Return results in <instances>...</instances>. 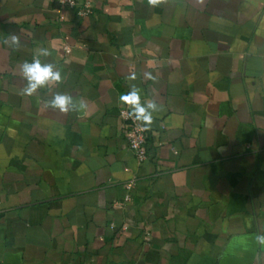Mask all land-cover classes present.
Returning a JSON list of instances; mask_svg holds the SVG:
<instances>
[{
	"label": "crops",
	"instance_id": "1",
	"mask_svg": "<svg viewBox=\"0 0 264 264\" xmlns=\"http://www.w3.org/2000/svg\"><path fill=\"white\" fill-rule=\"evenodd\" d=\"M77 2L0 0V264H264V0ZM34 59L63 79L28 96Z\"/></svg>",
	"mask_w": 264,
	"mask_h": 264
},
{
	"label": "clouds",
	"instance_id": "2",
	"mask_svg": "<svg viewBox=\"0 0 264 264\" xmlns=\"http://www.w3.org/2000/svg\"><path fill=\"white\" fill-rule=\"evenodd\" d=\"M150 3L155 4L157 0H149ZM18 38L12 37V44H18ZM43 55H49L47 49L43 50ZM22 76L26 81L23 88V94L31 96L38 89L46 87L62 81V73L55 65L50 63H43L40 59H34L31 62H24L21 66ZM134 79V77H132ZM122 103H126L132 107L130 115L134 116L137 121L144 122L150 125L153 119V112L157 110L155 102H141V95L139 89L133 87L128 94L120 96ZM50 107L59 109L62 112H69L72 110L85 109L87 106L83 101L77 103L72 96L67 94L57 93L49 101ZM256 241L264 246V234H258Z\"/></svg>",
	"mask_w": 264,
	"mask_h": 264
},
{
	"label": "built area",
	"instance_id": "3",
	"mask_svg": "<svg viewBox=\"0 0 264 264\" xmlns=\"http://www.w3.org/2000/svg\"><path fill=\"white\" fill-rule=\"evenodd\" d=\"M58 4L67 6L76 11L79 16H86L92 13V6L89 3L81 4L77 0H56ZM66 52H70L69 47H65ZM132 110L129 106H126L120 110V117L126 123V138L128 141L129 148L132 150L135 158L139 163H142L149 158V152L147 148L148 131L145 124L141 121H137L134 116L130 115ZM127 189L130 190L133 183L126 185ZM130 193L127 194L126 199H130ZM146 242H149V237H145Z\"/></svg>",
	"mask_w": 264,
	"mask_h": 264
}]
</instances>
